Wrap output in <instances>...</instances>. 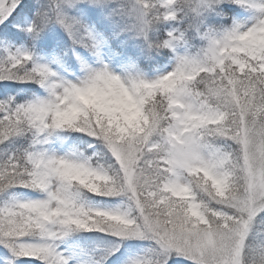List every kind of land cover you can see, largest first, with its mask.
Returning <instances> with one entry per match:
<instances>
[{
	"label": "snow or ice",
	"instance_id": "1",
	"mask_svg": "<svg viewBox=\"0 0 264 264\" xmlns=\"http://www.w3.org/2000/svg\"><path fill=\"white\" fill-rule=\"evenodd\" d=\"M0 264H264V0H0Z\"/></svg>",
	"mask_w": 264,
	"mask_h": 264
}]
</instances>
